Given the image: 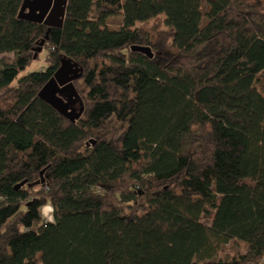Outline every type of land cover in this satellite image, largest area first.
<instances>
[{
	"label": "trees",
	"instance_id": "trees-1",
	"mask_svg": "<svg viewBox=\"0 0 264 264\" xmlns=\"http://www.w3.org/2000/svg\"><path fill=\"white\" fill-rule=\"evenodd\" d=\"M22 2L0 0V264H260L264 0H67L20 75L47 31ZM62 56L73 123L37 96Z\"/></svg>",
	"mask_w": 264,
	"mask_h": 264
},
{
	"label": "water",
	"instance_id": "water-1",
	"mask_svg": "<svg viewBox=\"0 0 264 264\" xmlns=\"http://www.w3.org/2000/svg\"><path fill=\"white\" fill-rule=\"evenodd\" d=\"M66 2L67 0H23L18 17L29 22L43 24L47 27L44 38L41 39L32 49L33 57H35L38 52L42 51L50 29L61 28L65 15ZM131 49L143 52L149 57L152 56L148 47L132 46ZM81 75L82 68L76 63L71 62L68 58L62 56L60 57L59 68L37 94L41 100L50 105L72 123L80 117L83 111L82 102L79 100V97L73 88V81L79 79ZM67 88L72 90L70 98L74 97L79 100V111L77 114H74L72 109L69 110V105L75 100L70 99L69 101H65L60 95L61 92ZM43 171L44 170L39 173V180L29 183L27 186L32 187L41 183L43 181ZM24 184L25 181L21 182L17 187Z\"/></svg>",
	"mask_w": 264,
	"mask_h": 264
},
{
	"label": "rangeland",
	"instance_id": "rangeland-1",
	"mask_svg": "<svg viewBox=\"0 0 264 264\" xmlns=\"http://www.w3.org/2000/svg\"><path fill=\"white\" fill-rule=\"evenodd\" d=\"M206 9H207L206 3L203 2L202 6H201L202 13H204L206 11ZM162 20H163V16H160L157 20H151L146 24H138L137 26H143L146 29H150L151 32L166 30V27L163 24ZM121 24H122V17L120 14L109 18L107 21L108 28L112 29V30L119 29ZM45 54H46V51H44V50L38 52L36 54V56L33 57V61L30 63V65L20 75L30 73V72H34V71H43L47 66V64L44 60ZM71 99L72 100L74 99L75 101H73L69 110L72 109L74 111V114H77V112L79 111V100H77L74 97H71ZM45 206H49L51 208V206L48 204ZM45 206H43V207H45ZM41 213H42V209H41ZM42 216L46 221L52 222L53 221V219H52V208H51L50 216H44L43 213H42ZM210 220H211L210 215L202 217V222L205 223L206 225H209ZM245 250H246V245L244 243L238 242L235 240H231L221 248V250L218 253V256L219 257H229L235 253L244 252ZM260 264H264V259H262Z\"/></svg>",
	"mask_w": 264,
	"mask_h": 264
},
{
	"label": "flooded vegetation",
	"instance_id": "flooded-vegetation-1",
	"mask_svg": "<svg viewBox=\"0 0 264 264\" xmlns=\"http://www.w3.org/2000/svg\"><path fill=\"white\" fill-rule=\"evenodd\" d=\"M72 94V90H70V89H65L64 91H62L61 92V96L65 99V100H70L71 98H70V95ZM71 106V104L69 105V107Z\"/></svg>",
	"mask_w": 264,
	"mask_h": 264
},
{
	"label": "bare ground",
	"instance_id": "bare-ground-1",
	"mask_svg": "<svg viewBox=\"0 0 264 264\" xmlns=\"http://www.w3.org/2000/svg\"><path fill=\"white\" fill-rule=\"evenodd\" d=\"M42 213L44 216H50L51 208L49 206H45L42 208Z\"/></svg>",
	"mask_w": 264,
	"mask_h": 264
}]
</instances>
